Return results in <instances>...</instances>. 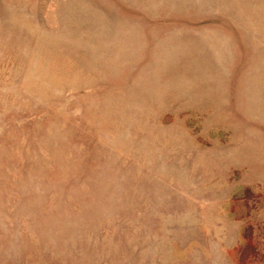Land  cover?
I'll list each match as a JSON object with an SVG mask.
<instances>
[{
    "label": "rangeland",
    "instance_id": "1",
    "mask_svg": "<svg viewBox=\"0 0 264 264\" xmlns=\"http://www.w3.org/2000/svg\"><path fill=\"white\" fill-rule=\"evenodd\" d=\"M0 264H264V0H0Z\"/></svg>",
    "mask_w": 264,
    "mask_h": 264
}]
</instances>
